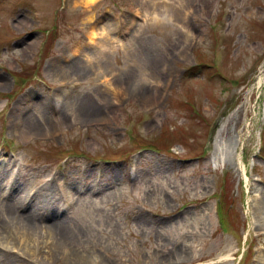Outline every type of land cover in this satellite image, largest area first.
<instances>
[{"label": "rangeland", "instance_id": "374dc122", "mask_svg": "<svg viewBox=\"0 0 264 264\" xmlns=\"http://www.w3.org/2000/svg\"><path fill=\"white\" fill-rule=\"evenodd\" d=\"M81 56V75L55 76ZM263 70L264 0H0V193L35 192L30 219L46 224L62 166L95 191L57 219L72 238L29 248L35 264H165L154 254L173 244L179 264H264ZM79 98L93 115L77 116ZM255 151L246 186L233 161ZM24 257L0 248L1 264Z\"/></svg>", "mask_w": 264, "mask_h": 264}, {"label": "bare ground", "instance_id": "6f19581e", "mask_svg": "<svg viewBox=\"0 0 264 264\" xmlns=\"http://www.w3.org/2000/svg\"><path fill=\"white\" fill-rule=\"evenodd\" d=\"M145 14H146V11H145ZM139 26H140V23L137 25V27L135 28L132 34L136 33ZM98 36H100V30H98ZM84 56L79 57L72 63L68 64V66H65L66 68H68L67 73L63 72L61 75L59 71L57 70L54 71L55 76L60 75L64 77L67 75H78V74L81 75L86 69H88L87 65L82 66L81 64ZM159 62L160 60L158 59V61H156L154 75H157L160 72ZM89 104L90 103H88V101L84 98L77 99L75 111L78 117L79 115L81 117H84L85 116L84 114H88L90 111L92 112L91 114L93 115L95 110L93 109V106H90ZM28 117L29 116H27V119ZM25 122L26 120L24 121V125H23L24 127L26 125ZM28 129L31 130V126ZM33 129H34V124H32V130ZM226 153L228 154L229 151L226 150ZM213 154L215 155V158L218 157V154L216 152L215 153L213 152ZM234 161L233 163L236 169L240 172H244V166L242 164L243 161L239 154L234 158ZM3 166L0 165V176L1 174L5 172L4 170L7 169V167H3ZM71 185H72V188L76 186L75 182L73 183L71 182ZM8 188L9 187H7L6 190L2 189L1 190L2 193H0V195L4 193H8V196L12 198L10 202H7L4 204L3 210H4V213L6 214V218L3 219L0 216V246H1L0 248L2 251L8 254H11V252H14V253H17L18 256L21 257L22 259L29 260L24 257L26 256L28 258H32V250L29 251V248L32 249V245H38L39 243H36V242L39 240V238H41L46 233L48 235V239L44 242V247H46V249H48L49 247H53L56 244L55 242L60 238L69 239L73 237V234H71L72 232L71 230H65L62 224L63 220L58 221L57 219H49V217L47 216L46 224H42V223H35L34 221H32V219H30L31 209L28 208V206L32 202V190H29V192L27 191L28 193L26 192V194H23L22 190L21 191L17 190L16 192H13ZM93 190H95V188ZM111 192L112 191H108L107 195H110ZM39 209H40L39 206L36 207L35 212H37ZM45 227H47L46 230H45ZM11 228L15 229V232L17 234V235L15 234L14 237L11 235L12 232L10 233L8 232V231H11ZM44 230H45V233H43ZM51 235H54L55 240L49 244L48 240ZM12 237L16 239V241L18 242L19 245H21V247L20 246L18 247V245L13 243ZM10 238H11V241H10ZM158 240L160 242L159 246L161 247H163L164 245L168 246L170 244V240L166 236L159 235ZM181 245L182 244H173L172 248L171 249L168 248L163 254H159L158 251H156L154 255L161 259H167L168 257H171L173 258V262H170V263L179 264L180 260L186 259V255L184 254V251H183L184 245H183V248H180L178 250H173V249L176 247H180ZM4 248H8V249H4ZM22 249L23 250L25 249V250L23 251ZM33 254H35V251H33ZM70 255L71 256L69 257L71 258L73 256L72 251ZM97 258H98V255L96 256L95 261L93 263V259H91L90 257L78 255L76 257L77 260L75 264H97ZM147 258L151 259V257L148 255H147ZM101 262L102 264H110L108 258H105V259L103 258ZM68 263H70L69 260L65 261L64 264H68ZM170 263H165V264H170Z\"/></svg>", "mask_w": 264, "mask_h": 264}]
</instances>
